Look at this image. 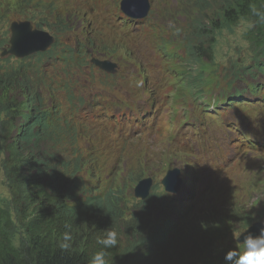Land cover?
<instances>
[{
    "label": "rangeland",
    "instance_id": "rangeland-1",
    "mask_svg": "<svg viewBox=\"0 0 264 264\" xmlns=\"http://www.w3.org/2000/svg\"><path fill=\"white\" fill-rule=\"evenodd\" d=\"M148 1H150L151 7L148 13L150 22L146 27L148 32L146 39L158 48L165 46L170 49L166 53V63L170 66V72L172 73L170 80L173 81L175 75L183 73L182 68L177 67V54L180 48L175 45L186 43L185 34L188 32L189 26L185 19L189 18L191 23L199 16V13L191 6L193 0ZM85 4L87 6H84ZM126 4L133 3L130 0H125ZM99 5H101V0H0V66L10 61L9 66L17 68L20 62L25 59L12 56V52L4 54L5 50L10 51L11 49L10 38L13 35V28L18 27L21 23L31 25L33 30L35 26L48 31L49 34L56 35L59 41L58 49L63 50L65 54L73 58L71 61L59 59L52 65L43 67L46 74V79L43 82L46 92L42 90L40 93L44 98V102H46L47 112L56 111L51 117H46L48 126L46 129L49 134L51 133L59 138L58 151L54 150L57 154L56 160H60L61 156L66 163H69L71 159L76 160L75 156L77 154L84 155L89 168L87 169L82 163L80 171L83 179L82 187L97 191L102 195L112 189L118 191V199L122 200L120 209L125 217L137 215L133 218L147 223L152 222V224H161L159 221L165 222L169 220L167 218H170V220L171 218H180L182 223L178 231L180 229L182 231L187 222L199 225L203 215H206L204 212L207 209H218L222 213L215 220L216 225L211 226L210 231H213L217 228H224L226 224L234 225L238 223L230 218V209L233 207H244L247 213L244 216L245 218L251 217V215L256 216L257 214L251 213L250 209H253L254 212V205L264 202V152H248L244 155L241 164L238 166L235 163L229 165V171L215 180L208 190H202L203 194L206 195L202 206L197 204L196 197L192 199L185 197L176 206L167 203L162 196L166 192L163 183L168 182L171 187L179 183L180 173L187 170L184 164L189 162V155L180 152L175 147L170 134L156 136V139H154L148 137L156 132L148 131L142 137L127 144L128 141L132 140L133 134L131 130L126 131L121 126L118 128V132L122 142L118 146L116 143L105 142V134L100 131L96 134H88L81 131L82 128L69 124L67 119V109L69 107L79 100L85 98L91 100L99 93L109 95L114 91V83L108 84L98 78L104 71L90 62L91 54L104 58V61L108 63H115L120 68H124L123 64L134 56L128 43L123 41L117 33H110L109 31H104V35L94 39L93 42L97 46L89 50L91 53L87 52V59L90 64L88 69L93 71L92 75L78 61L76 50L69 51L67 45L75 47L73 43L74 31L79 29L78 25L83 20L88 17L93 19L94 16L100 13ZM38 22L41 24L40 27L37 25ZM49 26L54 29L56 27L63 28L65 33L59 34ZM249 29L250 23L246 21H240L235 26L224 25L218 28L214 58H210V62L201 65L207 83L201 88L200 93L202 95L198 96L204 104H214L215 98L213 95L226 94L230 84L240 82L245 75H248L249 71L244 66L249 65L254 56V51L244 38L245 31ZM28 64L30 65V63ZM37 66L40 70L41 66L39 64ZM190 66L192 65H187V68ZM135 68V65L129 63L126 65L125 70L126 72L131 70L135 72ZM196 71L197 68L195 67L188 68L187 77L192 80ZM256 77L258 80L264 79L262 75ZM51 82L52 85L56 83L59 88L54 91L47 89ZM172 84L173 88L170 91L171 109L176 113L187 100L185 96L187 88L181 84ZM32 85L38 87L37 83H32ZM22 89L20 86L19 90ZM196 89L192 90L195 91ZM158 93L161 95V89ZM23 94L24 92L20 91L8 93L11 99L21 101L23 100ZM191 97L194 98L195 96ZM98 112L92 111L94 116H99ZM101 126L98 125L96 128H101ZM217 160H220V158L218 157ZM61 166L64 167V164H61ZM195 167L196 170H193L195 173H191L193 185L198 183L196 176L202 170L200 163ZM93 168L95 171L91 172ZM201 177L203 181L209 178L206 172H202ZM77 178L80 179L81 175ZM144 184H149L148 195L145 197L138 196L136 190L141 192V187ZM9 185L3 171H0V198L8 204L9 208H12L14 199ZM192 187L183 184L179 193L188 194L191 192ZM151 200H158L168 205L169 210L164 217L160 215L162 212L159 211L157 206L149 208L150 214L141 212V203H147ZM191 201H194L191 207L183 204V202L188 203ZM158 206H161V204L158 203ZM258 221L264 222V217H260ZM171 226L173 227V223ZM141 230L142 228L139 227L137 232ZM183 231V234L187 235V229ZM131 232L132 229H130V234ZM155 247L157 246L155 245ZM208 260L206 259L205 263ZM193 261L180 260L179 264H194Z\"/></svg>",
    "mask_w": 264,
    "mask_h": 264
},
{
    "label": "trees",
    "instance_id": "trees-1",
    "mask_svg": "<svg viewBox=\"0 0 264 264\" xmlns=\"http://www.w3.org/2000/svg\"><path fill=\"white\" fill-rule=\"evenodd\" d=\"M252 5L264 10V0H193L191 6L199 13L196 17L199 43L195 45L197 57L194 56L199 64L194 78L186 84L201 90L205 84L201 69L205 62L201 57L209 58L211 49H215L219 27L238 25L242 18L256 23L246 36L255 53L253 60L257 68L244 66L249 73L242 79L264 73V21L252 14ZM57 28V33H65L63 28ZM58 46L56 36L52 48L31 55L30 65L24 59L17 68L9 66L10 61L0 66L3 68L0 69V171L9 181L14 199L13 207L9 208L0 198V264H88L91 255L100 248L97 237L112 224L119 233V245L110 250L109 264H179L185 259L194 260V264L216 261L212 258L213 244L226 237L235 225L226 224L224 228L210 231L222 211L207 209L199 225L189 224L187 220L183 226L187 235L183 234L184 229L173 228L170 218L159 221L161 224H152L134 219L137 215L125 217L118 191L112 189L102 195L79 185L83 182L81 156H75L76 160L71 159L69 163L61 156L56 160L54 150L58 151L59 138L46 129V117L56 111L47 112L40 91L46 92L43 67L59 59L71 61V56ZM34 82L39 90L33 87ZM58 88L52 82L47 87L51 91ZM250 89L253 90L254 85H250ZM12 91L24 92L23 100L11 99L8 93ZM68 120L70 125L76 126ZM80 175L81 178H77ZM153 206L158 207L162 217L169 210L168 205L151 200L141 203V212L150 214L149 208ZM233 208L230 218L237 224L253 221L251 217H244L247 214L244 207ZM250 210L253 213V209ZM262 213L264 204L258 214ZM65 223L72 225L73 241L71 248L62 250ZM139 227L142 230L137 232ZM206 259H209L207 263Z\"/></svg>",
    "mask_w": 264,
    "mask_h": 264
},
{
    "label": "clouds",
    "instance_id": "clouds-1",
    "mask_svg": "<svg viewBox=\"0 0 264 264\" xmlns=\"http://www.w3.org/2000/svg\"><path fill=\"white\" fill-rule=\"evenodd\" d=\"M250 7L252 14L264 21V10L254 5ZM64 228L60 248L67 250L72 246V225L65 223ZM245 232L244 229H233V240L236 247L225 254V261L230 264H264V227L259 230L258 234L248 232L244 235ZM242 235L243 240H241ZM96 243L100 245V248L91 255L88 264H109L110 250L119 245V233L115 226L112 224L103 230L102 235L97 237Z\"/></svg>",
    "mask_w": 264,
    "mask_h": 264
},
{
    "label": "water",
    "instance_id": "water-1",
    "mask_svg": "<svg viewBox=\"0 0 264 264\" xmlns=\"http://www.w3.org/2000/svg\"><path fill=\"white\" fill-rule=\"evenodd\" d=\"M131 1V0H130ZM138 4L137 7H133L132 4H124V10L134 16H144L148 11V4L143 0H135ZM54 42V37L49 34V32L39 29H32L31 25L26 23L19 24L18 27L13 28V35L10 38L11 49L10 51L5 50L4 54L7 52H12L16 56L23 57L27 56L35 51H46L51 44ZM149 184H144L140 191L136 190L138 196L148 195ZM172 191H176L177 187H170Z\"/></svg>",
    "mask_w": 264,
    "mask_h": 264
},
{
    "label": "bare ground",
    "instance_id": "bare-ground-1",
    "mask_svg": "<svg viewBox=\"0 0 264 264\" xmlns=\"http://www.w3.org/2000/svg\"><path fill=\"white\" fill-rule=\"evenodd\" d=\"M167 5V4H166ZM167 13H170V12H167ZM171 17V16H170ZM196 19H198V18H196ZM193 20L190 24H189V28H188V32H187V34H185V41H186V47H185V51L188 53V54H190L191 56H195L196 55V57H197V51H198V49L196 50L195 49V45H197L196 43H199V40H198V36H197V29H198V22H197V20ZM87 20L88 21H91V19L88 17L87 18ZM171 20V19H170ZM242 21H246L244 18H242ZM246 22H248V23H250V29L253 27V25H256V23L255 22H253V21H251V20H249V21H246ZM240 23V22H239ZM238 23V24H239ZM75 29V28H74ZM248 31L249 30H247V31H245V33H244V38H245V40L247 41L248 40V38H247V33H248ZM120 41V40H119ZM205 46H207L208 45V43H205L204 44ZM131 49V48H130ZM214 51H215V49L214 50H212L211 49V55H210V57L209 58H207L206 56H202L201 57V61H204V62H206V63H208V62H210V58H214ZM253 51V50H252ZM255 54V53H254ZM255 56V55H254ZM254 56L252 57V59H251V62H250V64L249 65H247V66H250V67H253V68H255V69H257L256 68V64H255V61L253 60V58H254ZM104 59V58H103ZM231 85V84H230ZM222 90V89H221ZM92 136V135H91ZM93 137V136H92ZM169 143V142H168ZM90 155V154H89ZM76 156H79L80 157V155H76ZM82 158H81V160H80V162L82 161V163L86 166V168L88 169L89 168V164H87V162H86V158L84 157V155H82L81 156ZM258 165V164H257ZM95 170H94V168L91 170V172H94ZM243 173H245V172H243ZM239 175V174H238ZM237 175V176H238ZM241 175V174H240ZM247 175V174H246ZM243 176V175H242ZM245 176V175H244ZM246 177V176H245ZM247 177H248V175H247ZM238 178V177H237ZM79 185L80 186H82L83 185V182H80L79 183ZM257 191V190H256ZM251 214V213H250Z\"/></svg>",
    "mask_w": 264,
    "mask_h": 264
}]
</instances>
